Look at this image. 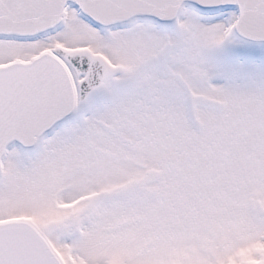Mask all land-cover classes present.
<instances>
[{"label": "snow or ice", "instance_id": "obj_1", "mask_svg": "<svg viewBox=\"0 0 264 264\" xmlns=\"http://www.w3.org/2000/svg\"><path fill=\"white\" fill-rule=\"evenodd\" d=\"M0 264H264V0H0Z\"/></svg>", "mask_w": 264, "mask_h": 264}]
</instances>
